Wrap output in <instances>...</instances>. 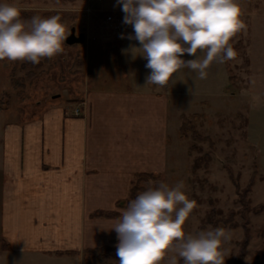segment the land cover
<instances>
[{"label": "rangeland", "instance_id": "374dc122", "mask_svg": "<svg viewBox=\"0 0 264 264\" xmlns=\"http://www.w3.org/2000/svg\"><path fill=\"white\" fill-rule=\"evenodd\" d=\"M4 3L18 7L20 18L25 21L33 16L59 15L66 35L75 27L77 32L85 31L87 39L72 45L65 40L61 53L42 58L39 64L0 60V137L6 123H23L39 117L51 106L70 109L75 105V95H84L88 86L114 84L112 81L125 73L120 59L124 52L122 45L134 32H115L102 22L110 10L122 7L116 0H0V4ZM238 3L247 31L237 33L230 41L237 53L234 59L228 60L232 73L225 63L213 62L207 69L206 79H198L197 73L186 67L173 75V86L188 96L176 101L166 167L161 173H149L155 178L140 179L138 173L131 188L134 185L142 193L155 181H162L170 188L183 181V191L189 200L195 201L183 225L186 235L214 229L209 220L212 210L216 211L215 218L235 210L237 226L220 225L231 235L224 244L227 250L224 264H264V255L260 253L264 249V0H238ZM133 45L140 47L136 40ZM140 54L139 50L134 54L139 59L136 69L145 76L149 69ZM198 55L202 58V53ZM181 58L195 59L187 53ZM182 115L191 120L201 138L192 134L181 137ZM1 164L2 161L0 168ZM228 169L232 170L242 192L252 174L257 173L256 183L247 193L251 209L245 215L241 212L240 193ZM2 172L0 264H119L116 250L100 248L67 258L22 253L17 249L19 246L1 250L4 242L10 243L6 237L8 231L3 232L2 220V189L9 178ZM131 200L129 193L127 200L120 202V210H126ZM121 211H118L119 218ZM118 242L116 238L109 246L116 248Z\"/></svg>", "mask_w": 264, "mask_h": 264}, {"label": "crops", "instance_id": "0c3cea01", "mask_svg": "<svg viewBox=\"0 0 264 264\" xmlns=\"http://www.w3.org/2000/svg\"><path fill=\"white\" fill-rule=\"evenodd\" d=\"M127 32L133 33L130 25ZM133 41L122 45L125 73L115 85L88 86L70 109L51 106L39 117L6 123L2 220L13 250L54 257L113 244L117 233L110 229L119 217L92 214L120 212L138 173L164 171L176 101L188 94L179 93L173 78L164 87L146 84L151 70L139 74Z\"/></svg>", "mask_w": 264, "mask_h": 264}, {"label": "clouds", "instance_id": "9594fccd", "mask_svg": "<svg viewBox=\"0 0 264 264\" xmlns=\"http://www.w3.org/2000/svg\"><path fill=\"white\" fill-rule=\"evenodd\" d=\"M122 6L123 23L130 25L140 47L130 46L146 59L150 69L146 84L166 86L175 73L189 68L198 79L207 78L213 62L236 57L230 41L246 32L238 0H116ZM20 9L0 4V60L39 64L63 51L68 35L59 15L20 18ZM121 38H125L123 35ZM199 53H202V58ZM187 53L195 59L184 60ZM161 183L131 200L110 230L117 233L119 264H224V244L231 235L223 228H210L186 235L183 225L195 201L183 191Z\"/></svg>", "mask_w": 264, "mask_h": 264}, {"label": "trees", "instance_id": "16d2710c", "mask_svg": "<svg viewBox=\"0 0 264 264\" xmlns=\"http://www.w3.org/2000/svg\"><path fill=\"white\" fill-rule=\"evenodd\" d=\"M69 1H75V0H69ZM225 64H226V67H227L229 73H232V69H231L228 61H226ZM230 78H231V80H233L232 74L230 75ZM181 118H182V125H181V127L179 129L181 137L186 138L190 134H192L196 138H201L202 137L201 134L198 132L196 127L192 124L191 120L187 116L182 115ZM228 171H229V174H230L232 180L235 183L236 190L238 191V193H240V197H241L240 201L242 203V211L241 212H243V214L245 215L246 212H248L251 209L249 200H247V193H249L252 190L253 186L255 185L256 180H257V173L254 172L252 174L248 186L246 187L245 191L242 192L241 189H240V185H239L237 179L233 177L232 170L228 169ZM145 176L155 178L154 174H152V175L149 174V173H140V174H138V177L140 179H142ZM161 183H163V182L162 181L161 182L160 181H155L153 184H151L152 186L151 185L149 186V188H152V187L153 188H157V187H159V185ZM147 188H146V190H147ZM139 190H141V189H138L134 185L132 186V188L130 190L132 199H135L140 194ZM146 190L144 189V191H146ZM210 214L211 215H210V219L209 220L213 224L212 226L214 228H217V227L220 228L221 224H224L226 226L228 225L231 228H235L237 226V223L234 222V217L236 215V211L233 210V209L229 210L228 213H226L225 215H223L220 218H215V215H216V211L215 210H212ZM118 216H119V212L116 211V210H112V211L97 210V211H95L92 214V217H95V218H99V217H118ZM263 234H264V231H263ZM246 242H247V240H245L244 243H246ZM10 249H11V246L7 242H4L3 245L1 246V250H3V251L10 250ZM100 249L111 250V251L116 250L115 247H111V246H104V247H102ZM260 253L264 255V249H262ZM57 254L58 255H63V254L75 255V254H78V253L75 252V251H67V252L61 251V252H57Z\"/></svg>", "mask_w": 264, "mask_h": 264}, {"label": "built area", "instance_id": "2783aa9c", "mask_svg": "<svg viewBox=\"0 0 264 264\" xmlns=\"http://www.w3.org/2000/svg\"><path fill=\"white\" fill-rule=\"evenodd\" d=\"M124 15L125 14L123 13V11H120L119 13H109L104 17L103 22L104 24L112 27L115 32H120L126 27V25L123 23ZM79 113L80 110L77 109L76 114Z\"/></svg>", "mask_w": 264, "mask_h": 264}, {"label": "water", "instance_id": "95a60500", "mask_svg": "<svg viewBox=\"0 0 264 264\" xmlns=\"http://www.w3.org/2000/svg\"><path fill=\"white\" fill-rule=\"evenodd\" d=\"M87 39L86 33L83 31L80 34L76 33V28L72 27L68 37L66 38L67 44L84 43Z\"/></svg>", "mask_w": 264, "mask_h": 264}, {"label": "flooded vegetation", "instance_id": "af4514ba", "mask_svg": "<svg viewBox=\"0 0 264 264\" xmlns=\"http://www.w3.org/2000/svg\"><path fill=\"white\" fill-rule=\"evenodd\" d=\"M78 34H80L81 32H77Z\"/></svg>", "mask_w": 264, "mask_h": 264}]
</instances>
